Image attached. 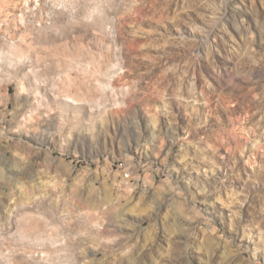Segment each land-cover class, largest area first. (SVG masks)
<instances>
[{"label":"rangeland","instance_id":"rangeland-1","mask_svg":"<svg viewBox=\"0 0 264 264\" xmlns=\"http://www.w3.org/2000/svg\"><path fill=\"white\" fill-rule=\"evenodd\" d=\"M0 264H264V0H0Z\"/></svg>","mask_w":264,"mask_h":264},{"label":"bare ground","instance_id":"bare-ground-1","mask_svg":"<svg viewBox=\"0 0 264 264\" xmlns=\"http://www.w3.org/2000/svg\"><path fill=\"white\" fill-rule=\"evenodd\" d=\"M32 26H29V27H27V28H31ZM40 229H41V227H40ZM42 230V229H41ZM46 246V245H45Z\"/></svg>","mask_w":264,"mask_h":264}]
</instances>
